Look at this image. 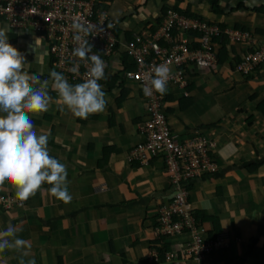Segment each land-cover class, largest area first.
I'll return each instance as SVG.
<instances>
[{"label":"crops","instance_id":"crops-1","mask_svg":"<svg viewBox=\"0 0 264 264\" xmlns=\"http://www.w3.org/2000/svg\"><path fill=\"white\" fill-rule=\"evenodd\" d=\"M94 1L115 22L120 40L148 34L165 10L177 9L223 29L251 31L264 41V0H217L219 13L209 0ZM37 37L42 38L28 29L8 31L9 42L29 63L27 71L50 79L55 69L47 44L42 39L36 54L29 47ZM225 48L223 63L204 70L191 67L186 95L170 89L165 107L177 133L200 131L216 142L218 170L194 179L189 188L201 231L210 238L223 235L228 242L208 264H264V64L251 75L237 73L233 66L247 46L226 41ZM110 62L114 65L113 58ZM111 63L101 83L106 109L87 119L61 111L50 82L49 110L31 118L38 134L49 136V154L67 166L72 200L55 199L45 184L23 206L1 211L0 232L16 227L27 255L5 250L0 264H20L21 259L25 264L31 259L36 264H192L180 251L166 257L184 248L190 231L160 240L153 236L159 208L172 198L173 189L159 156L146 163L130 159L142 141L138 128L145 101L138 85L129 81L119 79L108 90L107 81L118 74ZM0 193L15 195V190L6 183ZM154 249L157 260L149 257Z\"/></svg>","mask_w":264,"mask_h":264},{"label":"built area","instance_id":"built-area-1","mask_svg":"<svg viewBox=\"0 0 264 264\" xmlns=\"http://www.w3.org/2000/svg\"><path fill=\"white\" fill-rule=\"evenodd\" d=\"M76 21L93 25L90 35L84 39L91 46L89 55H98L105 62V76L113 58L114 65L111 63V66L117 68L119 79L135 83L142 91L145 111L138 128L142 141L132 149L130 159L146 163L159 156L173 189L172 198L159 208L152 229L154 238L160 240L188 230L191 240L183 249L166 253V257H177L180 251L192 264H208L213 254L228 247V242L223 235L210 238L201 231L194 218L189 188L194 179L218 170L213 157L216 142L200 131L189 135L177 133L168 121L166 95L161 97L153 92L146 97L143 87L154 77L155 67L166 63L171 69L167 93L170 89H178L186 95L191 67L204 70L217 65L214 40L220 37L230 44L247 46L233 70L250 75L264 64V42H258L250 31L222 29L174 9L166 11L154 32L120 40L115 33V22L101 3L94 0H0V22L13 29H28L42 35L55 71L62 73L72 85L84 82L90 67V61H81L72 55L77 47L72 30ZM74 66L76 72L72 71ZM12 206H20L15 195L0 193V208ZM158 254L154 249L149 257L157 260Z\"/></svg>","mask_w":264,"mask_h":264},{"label":"clouds","instance_id":"clouds-1","mask_svg":"<svg viewBox=\"0 0 264 264\" xmlns=\"http://www.w3.org/2000/svg\"><path fill=\"white\" fill-rule=\"evenodd\" d=\"M9 30V25L0 26V189L6 183L11 185L16 200L23 206L47 184L52 197L70 203L72 196L68 189L67 166L49 154V136L38 134L31 117L49 110L52 102L50 82L51 90L58 93L57 104L61 111L66 108L80 119L105 111L106 93L99 81L106 78V65L100 56L89 55L91 46L84 39L90 35L93 25L79 21L72 24L73 40L77 44L72 55L81 61H90L88 78L75 85L69 84L67 78L55 70L49 73L50 79L44 80H41L42 73L30 74L25 56L8 40ZM42 39L37 37L34 44L29 45L35 54L42 45ZM36 57L39 62V57ZM72 71L76 72L77 67L74 66ZM170 76L168 64L156 66L154 77L143 87L144 95L150 97L153 92L161 97L166 95ZM17 232L18 229L12 225L0 232V253L16 250L27 255L23 251L26 241L18 238ZM20 264H25V261L21 259ZM27 264H36V261L31 259Z\"/></svg>","mask_w":264,"mask_h":264},{"label":"trees","instance_id":"trees-1","mask_svg":"<svg viewBox=\"0 0 264 264\" xmlns=\"http://www.w3.org/2000/svg\"><path fill=\"white\" fill-rule=\"evenodd\" d=\"M209 1H211V9L213 10L214 13H219V12H221L220 9H219V7H218V3H217L218 1H217V0H209ZM174 10L180 12L181 14H183V15H185V16L193 17V18H197V17H195V16H192V14H190V12H188V11H180V10H177V9H174ZM166 11H167V10H165V12L163 13V16L165 15ZM163 16H162V17H163ZM162 17H161V19H162ZM161 19H160V21H161ZM160 21H159V22H160ZM155 29H156V28H155ZM154 31H155V30L151 31L150 33L154 32ZM136 35H138V34H136ZM41 37H42L43 40L45 41V38H44L42 35H41ZM128 39L130 40V39H132V38H128ZM214 42H215L216 46H217V45L219 46V49L216 48V50H217V56H218V62H219V63H223L224 60H225L226 57H227V50H226V48H225V42H226V39H225L224 37H222V38H221V37H220V38H215ZM45 43H46V41H45ZM236 62H238V61H236ZM51 64H52V66H53V62H52ZM53 68H54V66H53ZM54 69H55V68H54ZM256 69H258V67L254 69L253 73L256 71ZM253 73H252V74H253ZM250 75H251V74H250ZM245 76H248V75H245ZM118 80H119V77H118V75H116L115 77H113V79L107 81V87H108V90H111V89L114 87V83H115V81L117 82ZM121 98H122V95L119 97V99H121ZM110 121H111V123H112V120H110ZM8 210H9V209H3V208H0V212H1V211H8ZM158 250H159L160 254L162 255V254H163V251H160L161 249H159V248H158Z\"/></svg>","mask_w":264,"mask_h":264},{"label":"rangeland","instance_id":"rangeland-1","mask_svg":"<svg viewBox=\"0 0 264 264\" xmlns=\"http://www.w3.org/2000/svg\"><path fill=\"white\" fill-rule=\"evenodd\" d=\"M173 91H176V90H173ZM173 91H172V92H173ZM170 92H171V91H170Z\"/></svg>","mask_w":264,"mask_h":264}]
</instances>
